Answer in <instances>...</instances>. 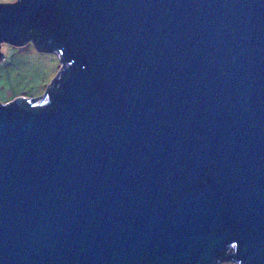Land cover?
Listing matches in <instances>:
<instances>
[{
  "label": "water",
  "instance_id": "1",
  "mask_svg": "<svg viewBox=\"0 0 264 264\" xmlns=\"http://www.w3.org/2000/svg\"><path fill=\"white\" fill-rule=\"evenodd\" d=\"M2 42L61 66L0 103V264H264V0H17Z\"/></svg>",
  "mask_w": 264,
  "mask_h": 264
},
{
  "label": "rangeland",
  "instance_id": "2",
  "mask_svg": "<svg viewBox=\"0 0 264 264\" xmlns=\"http://www.w3.org/2000/svg\"><path fill=\"white\" fill-rule=\"evenodd\" d=\"M16 1L0 0V3ZM0 52V103L19 95H42L61 66L57 53L39 50L33 42L28 48L2 42ZM220 262L217 264H237L229 259Z\"/></svg>",
  "mask_w": 264,
  "mask_h": 264
},
{
  "label": "trees",
  "instance_id": "3",
  "mask_svg": "<svg viewBox=\"0 0 264 264\" xmlns=\"http://www.w3.org/2000/svg\"><path fill=\"white\" fill-rule=\"evenodd\" d=\"M42 32H43L42 30H38V29L33 28V27H29L27 30V37L30 39H33L34 42L37 44V46L40 47L41 49H42L41 45H42L43 41L40 40V36L43 34ZM41 49H39V50H41Z\"/></svg>",
  "mask_w": 264,
  "mask_h": 264
},
{
  "label": "crops",
  "instance_id": "4",
  "mask_svg": "<svg viewBox=\"0 0 264 264\" xmlns=\"http://www.w3.org/2000/svg\"><path fill=\"white\" fill-rule=\"evenodd\" d=\"M53 52V51H52ZM56 53V52H55ZM58 55V54H57ZM219 263H221V262H219Z\"/></svg>",
  "mask_w": 264,
  "mask_h": 264
}]
</instances>
